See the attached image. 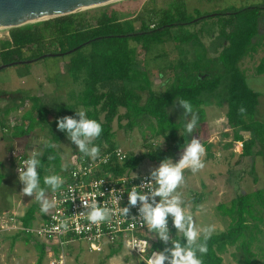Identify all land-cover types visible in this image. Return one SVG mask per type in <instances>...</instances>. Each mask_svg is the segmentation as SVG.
Here are the masks:
<instances>
[{
	"label": "trees",
	"instance_id": "trees-1",
	"mask_svg": "<svg viewBox=\"0 0 264 264\" xmlns=\"http://www.w3.org/2000/svg\"><path fill=\"white\" fill-rule=\"evenodd\" d=\"M248 1L251 3L241 7L231 6L208 13L201 9L191 13L187 0L174 1L168 7L155 6L141 14H124L109 5L93 14L82 11L10 29L9 37L0 39L2 65L54 59L47 68L48 82L58 91L67 92L68 102L58 105L51 100L47 104L42 97L22 91L20 103L0 116L1 126L5 131H11L15 138L30 136L37 127L50 126L53 131H59L58 118L73 116L78 119L75 111L85 108L88 118L95 119L103 128L94 145L101 148L107 143L108 153L112 155L102 169L123 175L127 171H137L143 158L129 157L127 163L120 166L114 155L119 149L115 141V122L118 121L119 128L133 131L140 121L153 119L152 136L164 138L168 146L151 149L145 158L160 163L165 158L177 157L181 144L184 145L179 133L185 132L190 117L183 116L179 99L189 100L198 113L195 136L207 150L210 145L202 138L208 129L205 107L227 104V120L234 135L228 148H232L233 143H242V156L254 157L258 145L264 150V122L256 119L261 95L250 88L240 63L246 56L264 50V0ZM209 21L214 22L208 28L191 29ZM215 27L219 30L216 40L220 42L215 49L219 52L216 60L210 57V48L201 38L204 34L214 33ZM166 44H173L180 58L169 68L165 90L156 91L151 72L138 59L139 51L147 56ZM48 54L63 56L44 58ZM63 63L66 64L65 72L60 66ZM257 73L264 75V57ZM12 98L13 93H0L2 100ZM27 105L30 106L22 116L23 123L12 130L8 125L9 116ZM241 106L246 109L244 115L238 112ZM173 108L179 110V121L171 116ZM124 121H127L126 125L122 124ZM245 134L250 138L247 139ZM54 140L58 141L59 136L56 135ZM49 155L55 156V166L62 171V157L55 148H45L41 165L44 167L50 162ZM69 169L64 177L69 174ZM4 178L5 174L0 171V185ZM38 210V203H34L20 218L25 227H32ZM217 210L231 220L230 226L227 231L211 236L208 254L201 257L203 264H224L223 255L230 247H236L240 252L241 264H255L257 255L253 248L262 232L260 226L264 224V217L260 215L264 212V190L240 194L230 206L221 204ZM19 233L14 242L22 235L32 240V235ZM181 242L186 243V240ZM165 246L159 241L151 251H161ZM122 249L112 248L108 257L119 254ZM38 250L36 264H44L51 249L39 242ZM52 251L59 254L56 248Z\"/></svg>",
	"mask_w": 264,
	"mask_h": 264
},
{
	"label": "rangeland",
	"instance_id": "rangeland-1",
	"mask_svg": "<svg viewBox=\"0 0 264 264\" xmlns=\"http://www.w3.org/2000/svg\"><path fill=\"white\" fill-rule=\"evenodd\" d=\"M174 1L178 0H121L105 6L112 5L113 9L124 14H141L143 12L147 13V10L155 6L168 7ZM187 2L191 13L195 9H201L203 12L208 13L224 10L231 6L241 7L246 3H251L248 0H187ZM99 9L101 7L86 11H91L93 14ZM213 22L209 21L191 29L200 31L201 28H208L213 25ZM10 29L12 28L0 30V39L8 38ZM218 33L219 30L215 27L214 33L211 35L204 34L201 36L204 43L210 48V57L215 60L219 53L215 49L220 44L216 40ZM262 57H264V50L259 51L254 56L248 55L240 63V68L245 73L250 88L261 95L256 119L264 122V75H258L257 73V67ZM179 58L180 55L174 49L173 44L157 47L153 53L147 56L140 50L138 56L142 65L151 72L156 91L165 90L166 81L170 76L169 68L177 63ZM52 61L54 59H45L33 64L8 67L0 71V93H13L12 100L0 99V116H3L7 109L14 108L20 103L19 100L22 97L20 92L22 91H26L28 95L42 97L47 104H50L51 100H54L58 105H65L68 102L67 92L58 91L54 85L48 82L47 68ZM60 66L65 72L66 64L63 63ZM161 73H163V76H161ZM77 90L80 91L81 88L78 87ZM29 106H25L20 111H13L8 118V125H21L23 123V113ZM80 110L86 112L85 108H79L78 111ZM205 111L208 129L202 138L210 145V150L205 148L206 153L202 157L205 167L195 174L190 170H185V183L181 185L178 191L182 193L187 210L193 215L199 228L214 226L213 236L227 231L231 222L229 218L222 216L217 210L219 205L230 206L232 200L240 194L264 190V150L258 145L255 148L254 157H244L242 156L243 144L233 143V147L229 149L228 145L233 142L234 135L227 120L228 105L205 107ZM121 113L124 114L125 111L122 110ZM171 116L175 121L180 120L178 108L171 110ZM122 124L126 125L127 121ZM154 125L155 121L153 119H145L140 121L133 131H130L119 128L118 121L114 124L115 141L118 147L129 157L143 158L139 169L131 172L134 175L149 174L152 169L158 167L160 163L150 162L145 158V155L155 147L166 148L168 146V142L164 138L152 136ZM5 130L0 125V162L3 165V167H0V171L5 174V178L0 185V223L14 216L19 225L21 223L20 218L25 215L29 207L38 202L34 200V197L21 193L23 185L19 182L18 174H16L13 152L31 155L34 152H43L44 155L46 142L51 141L56 144L55 149L61 154L63 161L62 171H59L58 166H55L54 160H51L44 167L40 165L38 172L42 187H45L43 177L46 175L57 174L63 178L66 170L74 163L80 153L77 146L67 138L65 132L61 134L60 131H53L50 126L37 127L30 136L18 139L12 137L11 131L6 132ZM195 134L196 129L191 135L180 131L179 136H183L182 141L185 144L192 137L199 139ZM56 135L59 136L58 141L54 140ZM245 135L247 139L250 138L249 134ZM146 137L149 138L148 142ZM199 140L201 141V139ZM183 146L181 144L177 157L171 158L174 163L180 159ZM42 156L39 158L41 159ZM52 193L51 189L47 190L49 200ZM38 205L39 210L33 227H39L43 224L51 210L44 214L40 211L41 206L39 203ZM260 215L264 217V212H261ZM169 219L171 220V217ZM260 228L262 232L258 234V241H256L253 248L257 255L255 264H264V224ZM174 231L176 230L170 232L172 237ZM17 235H20V233L16 230L5 231L0 234V264H36L39 258V241L34 237L30 240L22 235L14 242ZM64 251L66 254L64 256L61 254L59 257L54 251L49 250L44 264H140L142 262L140 256L133 254L127 248L122 249L119 254L113 257H108L110 254L109 248L101 253L91 252L85 242H74L69 247L66 246ZM240 256L241 254L236 247H230L223 255L224 264H241Z\"/></svg>",
	"mask_w": 264,
	"mask_h": 264
},
{
	"label": "clouds",
	"instance_id": "clouds-1",
	"mask_svg": "<svg viewBox=\"0 0 264 264\" xmlns=\"http://www.w3.org/2000/svg\"><path fill=\"white\" fill-rule=\"evenodd\" d=\"M179 106L183 109V116L190 117L185 124V132L191 135L199 121V115L193 109L189 100L179 99ZM79 117L64 116L57 119V129L65 132L67 138L77 146L79 153L95 161L100 155V148L94 145L102 132V125L95 119H90L83 110L75 111ZM241 115L246 113V109L241 106L238 109ZM46 148H56V144L48 141L44 145ZM206 153L204 145L198 138L192 137L184 144L180 159L173 162L171 158L163 159L159 166L152 169L148 176H145L138 186H133L127 191L128 206L120 207L119 213L125 218L130 215V208L138 207V216L132 219L139 220L147 230L154 234L152 238H158L164 245L161 251H151L150 256L144 258L151 247L148 240L132 239L127 246L130 249H138L140 258L144 264H203L202 256L208 254V241L215 228L206 226L199 228L193 215L187 210L186 201L178 189L185 183V170H190L193 174L205 167L202 159ZM43 152H34L27 160L23 161V167L18 168V180L23 185L21 193L34 197L40 204V211L47 214L54 207V201L47 198V190L56 192L64 184V179L57 174L46 175L43 177L41 186L40 174L38 169L41 165ZM48 160H54V155H49ZM135 178H137L135 176ZM104 181H101L102 184ZM113 191L117 192L116 189ZM124 190L116 195V202L123 197ZM103 195V193H101ZM157 197L159 201L157 202ZM82 203L86 219L94 225L110 222L113 209L102 206L97 198L84 199ZM169 217L172 226L176 230V237L173 238L169 229ZM61 227L67 229L66 223H61ZM186 240L182 243L181 240ZM171 245L170 247L167 245Z\"/></svg>",
	"mask_w": 264,
	"mask_h": 264
},
{
	"label": "built area",
	"instance_id": "built-area-1",
	"mask_svg": "<svg viewBox=\"0 0 264 264\" xmlns=\"http://www.w3.org/2000/svg\"><path fill=\"white\" fill-rule=\"evenodd\" d=\"M12 126L14 127L15 124ZM108 149L107 143H104L100 148V155L95 161L88 160L83 155H77V159L70 165L69 174L63 177V186L51 195L50 201H54V207L51 208L48 218L43 224L39 227H25L22 222L18 225L13 216L0 223V234L16 230L32 235L49 249H58L59 257L61 254L64 256L66 254L65 247H69L74 242H85L91 252L101 253L107 248L111 250L122 247L140 256L138 249H130L127 244L134 238L148 240L151 247L144 253L146 259L152 246L160 240L152 238L154 234L150 233L139 220L132 219L133 216H138L139 203L136 207L130 208L128 218L120 215L119 208L128 206L127 191L133 186H138L142 179L149 174L134 175L127 171L125 174L119 175L115 171H104L103 165L112 158ZM17 153L13 152L16 174H18L17 169L23 167V161L31 156V154ZM114 155L122 167L129 160V156L120 148L115 150ZM101 181L104 182L101 184ZM113 189H116L117 192ZM121 190H124V193L118 204L115 197ZM93 197H96L102 206L106 205L113 209L110 222L94 225L86 219V215L81 214L86 210L82 200ZM156 199L158 202L159 197ZM62 222L67 224V229L61 227ZM168 226L170 232L175 229L170 219Z\"/></svg>",
	"mask_w": 264,
	"mask_h": 264
},
{
	"label": "water",
	"instance_id": "water-1",
	"mask_svg": "<svg viewBox=\"0 0 264 264\" xmlns=\"http://www.w3.org/2000/svg\"><path fill=\"white\" fill-rule=\"evenodd\" d=\"M121 0H0V30L17 28L63 17L93 8L102 7ZM63 54H48L47 57H58ZM33 61H20L0 66V71Z\"/></svg>",
	"mask_w": 264,
	"mask_h": 264
},
{
	"label": "crops",
	"instance_id": "crops-1",
	"mask_svg": "<svg viewBox=\"0 0 264 264\" xmlns=\"http://www.w3.org/2000/svg\"><path fill=\"white\" fill-rule=\"evenodd\" d=\"M19 111H20V110H19ZM21 112H22V111H21ZM24 113H25V112H24ZM24 113H23V114H24ZM10 120H12V119H10ZM0 125H1V122H0ZM10 127H13V126L10 125ZM12 129H13V128H12ZM12 137L15 138L13 135H12ZM16 139H18V138H16ZM241 144H242V143H241ZM229 149H230V148H229ZM0 167H3V165H2L1 162H0ZM46 220H47V219H46Z\"/></svg>",
	"mask_w": 264,
	"mask_h": 264
}]
</instances>
